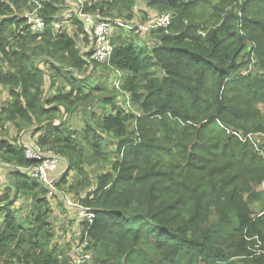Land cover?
Returning <instances> with one entry per match:
<instances>
[{
  "label": "trees",
  "instance_id": "trees-1",
  "mask_svg": "<svg viewBox=\"0 0 264 264\" xmlns=\"http://www.w3.org/2000/svg\"><path fill=\"white\" fill-rule=\"evenodd\" d=\"M88 2L108 22L148 24L140 3L173 22L139 34L114 26L110 66L90 67L76 48L85 24L66 0H0V93L10 97L0 129L30 130L66 161L58 187L95 214L80 223L81 244L104 252L79 264H264V0ZM0 158L36 164L18 138H0ZM13 177L16 198L34 207L26 220L8 207L0 264H78L54 243L48 191Z\"/></svg>",
  "mask_w": 264,
  "mask_h": 264
},
{
  "label": "built area",
  "instance_id": "built-area-1",
  "mask_svg": "<svg viewBox=\"0 0 264 264\" xmlns=\"http://www.w3.org/2000/svg\"><path fill=\"white\" fill-rule=\"evenodd\" d=\"M88 1L89 0H76V13L83 20L88 30L87 41L82 40L83 42H78L76 48L82 51V56H84L90 67H93L96 64H106L110 66V62L115 51L114 26L124 27L129 31L139 34L143 32L147 33L160 28L167 29L173 22L171 14L164 12L159 13L155 18L151 19L148 24H143L141 22L124 24L120 20L108 22L104 19L100 10H97L94 13L86 12V6L89 3ZM25 18L28 22L33 24L36 33H41L45 30V23L36 16V13H27ZM115 72L116 80L114 81V85L119 89L122 74L118 71ZM19 144L23 147L26 157L36 164L30 168H18L17 170L39 180V182L48 191L47 197L50 199H55L56 197L61 196L64 204L68 208L76 209L79 217L91 224L95 218V214L92 212V209L83 206L81 200H74L71 195L65 193L58 187V183L60 182L62 176L68 170L66 161L54 153V151L45 150L39 145L23 142H20ZM61 164H64V170L57 174ZM3 165H5V163L0 158V168H2ZM81 199H84V196L81 197ZM2 234L3 224L0 221V240Z\"/></svg>",
  "mask_w": 264,
  "mask_h": 264
},
{
  "label": "crops",
  "instance_id": "crops-1",
  "mask_svg": "<svg viewBox=\"0 0 264 264\" xmlns=\"http://www.w3.org/2000/svg\"><path fill=\"white\" fill-rule=\"evenodd\" d=\"M66 1H67V4H66L67 9L65 8V11H68V13H69V12H72V10H76V8H77L76 0H71V1L66 0ZM137 9L138 10L136 13H138L139 11H141L140 12L141 14H143L142 13L143 11L146 13H149V15H150L149 19L155 18L158 14L157 12H155L154 14H151V10L148 11L143 3H140L139 8H137ZM152 11H156V10H152ZM85 27H87V26H85ZM87 32H88V30L86 28V33ZM147 33H149V32H147ZM81 37L82 38L79 40V42L82 41L84 35H81ZM48 85H49V83H48ZM8 99L10 102V97H8ZM21 137H23L22 139L27 143H31V144L34 143L30 130L23 132V133H20L15 126H11V125L9 126V129L5 133L2 132L0 129V138H5L7 140H13L14 138L20 139ZM21 140H19V143L21 142ZM17 169L18 168L16 166L10 165L7 163H5V165H3L2 168H0V221L2 222V224H4V222L7 218L8 207L10 208V210L12 212L16 213V216L19 218V220H26L27 217L32 216L33 207H34L32 199L28 198L27 196H25L23 194H20V197L16 198L18 196V192L16 191V181L13 177V174L15 172H17ZM63 170H64V164H61L59 166V170H58L57 174L59 172H62ZM50 200H51L52 206L54 208L53 216L55 213H57L59 211L60 208H62L64 206L66 209L65 212L66 213L68 212V214L70 213L69 215H71V217H73L72 214H76V216H74V217L77 218V221H78L77 223L80 225L81 220L78 216V212L73 208L66 207V205L64 204L63 198L61 196L56 197L55 199H50ZM68 218L72 219L70 217H68ZM73 220L74 219H72L71 221H73ZM77 223H76V225H77Z\"/></svg>",
  "mask_w": 264,
  "mask_h": 264
},
{
  "label": "rangeland",
  "instance_id": "rangeland-1",
  "mask_svg": "<svg viewBox=\"0 0 264 264\" xmlns=\"http://www.w3.org/2000/svg\"><path fill=\"white\" fill-rule=\"evenodd\" d=\"M215 2L219 1V0H214ZM118 32V31H117ZM110 78L113 77V72L112 74L109 76ZM48 88V86H47ZM8 95L7 93H0V108L6 107L8 105L9 99H8ZM13 126L12 124H7L6 126V132L9 129V126ZM71 128L72 130L77 131L78 129L82 128L84 125V121L82 119L81 116L75 117L73 118L72 122H71ZM23 137H21L19 140H21ZM82 138V136H81ZM256 138V137H254ZM21 142L23 143H27L25 142L23 139L21 140ZM31 144V143H28ZM94 179H96V175L94 176ZM74 198V196H73ZM74 200H78L75 199ZM67 207V206H66ZM65 207L63 206L62 208L59 209V211L57 213L54 214V216L52 217V222H53V227L56 233V238H55V245H57L61 251H66L64 252L65 256L67 258H73L75 260V262H77L78 264L84 260H92V259H97L98 256L100 255H104V252L101 250L96 254H89L86 253L84 251V248L86 247L84 244L86 243H82L81 244V232H80V225L77 223V218H75L74 216H76V214H72L73 217H71V215L68 214V212H65ZM74 219L73 221H71L72 219H69L68 217ZM79 216V214H78ZM80 218V217H79ZM78 218V219H79ZM81 219V218H80ZM76 220V221H75ZM81 222H86L85 220L81 219ZM77 223V225H76ZM139 256L138 252H133L131 255H129L127 257L126 260L129 261H135L137 259V257ZM72 263V261H71Z\"/></svg>",
  "mask_w": 264,
  "mask_h": 264
}]
</instances>
